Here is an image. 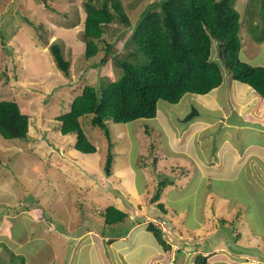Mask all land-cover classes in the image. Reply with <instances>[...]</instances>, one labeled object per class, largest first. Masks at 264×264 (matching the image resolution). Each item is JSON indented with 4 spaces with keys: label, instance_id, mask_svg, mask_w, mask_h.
<instances>
[{
    "label": "rangeland",
    "instance_id": "1",
    "mask_svg": "<svg viewBox=\"0 0 264 264\" xmlns=\"http://www.w3.org/2000/svg\"><path fill=\"white\" fill-rule=\"evenodd\" d=\"M84 1L85 0H47L50 5L48 6L44 0H7V3L4 6V9L7 10V5L14 2V7L16 9L13 12V17L4 24L5 26L2 28L1 25L0 27V99H17L22 102L24 107H26L27 112L31 115V122L29 126V137L26 140L21 138L5 139L0 135V183L1 179H3L5 183L4 186L3 183L0 184L1 207H7L9 204L12 205L16 198H18V200L21 198L22 200L23 196L28 204L33 200L34 197L32 193H35V191L37 194L36 198L37 200L39 198V202L44 198H50V193H54L53 188L50 186V190L48 185L43 184L48 183L47 181L49 178H56L58 180V186L61 188L65 183V175H70V172L73 173V175H78L79 173V176H83V173H85L84 169H86L88 173H93L95 176L97 173L105 175L103 162L106 158L108 141L102 129L91 124L89 115L82 118V123L87 135L98 148V151L95 153L83 154L74 146L76 140L75 135L70 133L63 134L60 130V122L56 120L55 116L69 109L71 102L70 98L78 93L75 92V88L73 87L82 84L85 81L88 83L99 84L103 80H113L121 73V69L115 65L114 57L112 55H109V61L102 65H98V62L101 61V58L105 54L104 49L106 42L104 40H107L111 44L112 51L119 58L121 57L123 59L131 60L134 57L132 53L138 52L140 59L142 61L145 60L142 51L139 50L137 43H135L131 37L142 11L150 6L152 8L153 5L157 4L160 0H120L123 10L127 13L130 19V23L127 24L121 19L116 18L111 24H109L103 35L104 40L100 42V52L97 56L90 59L85 56V41L80 34L86 14ZM245 1L248 0H233L232 3L242 13L241 20L243 24L241 23L240 37L243 42L247 41L245 52L247 55H250L256 50L257 52L259 51V41L255 39L259 36L260 32L252 31L251 28L255 26L246 28L247 23L245 18L250 21L251 25V18L248 14H245L247 12L246 10L248 9L251 13L252 8L255 10V7L252 6L251 8V3L249 4ZM255 1L256 0H251L253 3H255ZM261 4H264V0H261ZM260 14L257 17L262 16V12ZM25 17H27L28 20H25ZM260 22H264V19H261ZM39 24H42L44 28L45 33H43V35H40V33H42L41 31L39 32L38 30V32H36L35 30ZM261 27H264V25H261ZM1 31L2 34H7L4 45L2 43ZM251 31L254 37L253 39L250 33ZM56 39H62V44L67 55L66 57L71 60L70 76L64 75L63 72L58 69L49 50V44ZM262 41H264V39ZM248 44L253 46L251 50L248 49ZM217 46L218 43L214 41L212 55L220 62V59L218 58L219 49ZM260 47L263 48L259 52L260 58H264V47L261 44ZM14 61L17 62L15 63V67H13ZM262 65L264 66V62ZM224 66L225 68H228L227 70H230L227 64L224 63ZM225 68L222 67L224 77H229V74L231 77V73ZM64 82L68 84L65 85ZM223 82L227 83L228 80L225 82L224 78ZM68 86L72 89H66ZM224 86L228 85L223 84L218 89L220 102L222 101L221 103L223 105L225 103L227 104L228 100H226V97H230L229 87L225 88ZM195 96L196 95L185 94L183 97L186 99L176 105L160 100L158 102V113L159 111L161 112L163 109H166L169 112V114L167 111L164 112L167 121L173 127H176L178 124L180 131L185 130V128L190 125L188 122H178V120L184 116L191 107H198L199 109V115H197L196 119H202L208 122L211 117L215 118L213 113L216 114V112L207 110L202 101ZM231 114H233L232 119ZM225 116H227V121L229 123L232 121L242 122L241 117L237 115L233 107L227 108ZM168 118L171 119L168 120ZM138 120L122 124L114 123L112 121L109 122L112 141L114 142L113 150L115 152L114 173L117 175L116 177L119 176L118 178H121L120 180L114 181L116 182V189H120V192L123 195L120 197L118 196L119 194L116 193L115 196L121 198L125 202L129 199H126L123 182V177L125 175L124 166L128 164V160H136L140 167V165L152 163L153 159L156 157L157 160H160L163 156L170 159L169 154L172 153L171 150L168 153L166 150L161 149L159 137L155 135H160V132L157 131V124L154 120L140 119V122H137ZM199 123H201L200 128L201 126H209L203 121ZM146 124L149 126L148 129L150 134L145 130ZM229 128L221 123L215 124L213 132L212 130H209L202 133V138L208 139L207 147L199 145L202 148V153L197 146L198 144L191 146L188 149L192 150L194 156L198 155L199 159H202L205 164L206 161L204 159L207 155L204 156V154L215 152L217 147L219 151L226 147L227 143L225 141L229 140H225L224 138L229 137L228 135H230V132L233 130L232 128L229 130ZM160 131L164 134V130L160 129ZM231 134L235 135V133ZM236 136L239 137L238 141L243 143V148H247L251 144L264 143L263 135L258 134L257 131L250 134L247 130H239V134ZM211 140H213V148H211L212 146L209 147V144L212 143ZM231 140L233 139L231 138ZM163 153L164 155H162ZM177 158V160H181L180 163H182V165L175 164L173 174L164 171L162 177H160L161 179H156L153 173V186H157L158 181L162 180L164 177L172 176L174 179L177 178V176L182 177V175H180L181 167L187 168L186 165L183 164L184 160H182L185 156L183 155ZM191 160L193 161V158H191ZM218 161L219 159L216 160L215 163H212V165H210L211 163L205 165L211 167L213 173H217L214 168H221L219 167L220 163ZM98 163H102L100 165L101 171L97 167ZM197 166L198 165H196L195 162L191 170L187 169L186 171V173L190 172L189 176L181 178L183 181H181L179 186H183L181 189L183 190V193L179 192V194L186 195L197 187V178L200 174ZM60 168H62V170H59ZM142 170L147 169L144 168ZM149 176H151V173H149ZM112 178L114 179L115 175L112 176ZM17 179L20 181L18 186L16 185ZM213 182L216 184V187L221 190L226 192L229 191L235 198L234 200L250 201L251 203L241 206L239 217L236 216L235 219L232 220L230 219L231 215L227 212L230 211V209L227 206L225 199L220 196H214L213 199H207V204L210 203V209L211 205L212 207L214 204L215 206L217 205L218 210L221 213L223 211L225 212V218L220 221L216 220L217 222L215 226H213V228H215H212L211 235L207 236L200 242L203 245V249L210 248L212 250L210 251L212 252L211 261L218 259L220 256L218 251L212 249L213 245H218L219 247H225L229 250L240 251V249H242L244 253H246V258L252 259V257H254L260 261L258 264H264V198L262 197L264 190L262 188L258 190L256 185H252L251 183L245 184L243 181L227 182L213 180ZM98 183L107 185L108 179L105 177V179L98 181ZM108 185L109 187L107 188H112V191H114L113 188H115V183L111 182ZM172 185L167 184L163 188L159 200H157L163 202V205L165 206L166 210L163 214H161L162 212H160V208L156 207L150 209V212L158 210L159 215L148 214V216L145 217L144 213L136 212L135 217L133 219L128 218L127 221H125V224H115L110 228H103L100 224L94 222L91 226L99 231L106 230L108 233H114L121 227H124V232H126L131 225L135 226V224H137L136 230L127 235L128 243L137 241V238L141 239L144 243H148L149 239L152 240L153 238L150 232H147L146 230L139 233L136 232L140 226H143L144 224L147 225L148 222L152 220L161 227L162 225L165 226L167 231L162 228L164 232L162 237L166 241L168 239V242H172V240L175 241V238L181 233L185 235L182 239L177 240V246L171 251V253H174L178 258H184L185 263L188 262V256H190V253L196 249V244L199 243L198 241L196 242L195 238L192 240L193 238L189 236L191 231L188 228L197 225L199 223L198 221L203 218L204 226L211 225L212 219L204 211L203 198H201L203 194L200 195L201 197L198 198L196 204L188 209L181 210L184 207V203L182 204V202H180L178 206L173 204L171 205L172 208L169 207L171 195H176V193L171 192ZM95 186L96 189L100 191L90 189L89 193L94 195L95 203H99L98 207L100 210H103L110 203L105 201V196L101 192L105 190V188L99 184H96ZM23 188H27L26 195ZM29 190L32 191V193H30ZM132 190L133 193H136V190ZM152 194V190H150V194L146 193V199H144V196H137L139 194L134 195V197H131L133 200V206H136V202L138 204L140 201L142 202L145 200L140 203L141 209L144 208L145 205L148 204L147 202ZM252 194L256 197L255 199H259V204L261 206V211L257 210L259 213H257L251 206L256 204L251 198ZM87 196L88 194L86 191L77 195L80 200H84L88 205L86 201V198H88ZM57 197H60L59 194H57ZM39 202L34 206L30 205L31 207L27 209L29 212L26 216L30 213L33 218L43 221L45 218L43 217L44 214L48 216V210L46 208L48 206ZM190 204H192L191 198L185 205ZM146 208L149 207L146 206ZM167 208L170 212H167ZM136 210L138 211L137 207ZM83 212L84 211L80 214V211H77L74 215L77 217L82 215ZM172 214H174V217H172ZM21 218H23L22 214ZM82 219H84V217H82L81 220ZM49 226L52 230L53 225L50 223ZM85 226L86 225H82L77 229H82ZM174 226L178 228L173 229ZM77 229L75 231H81ZM15 236L21 240L26 239L27 236L25 233L24 220L21 219L20 221L16 218L5 219L4 225L0 230V238L3 237V248L8 250V252H11V261H2L1 254L0 264H30V260L25 257L23 253H19L18 244H20V240H17ZM15 241L17 243H14ZM39 242L40 241L33 240L25 247H21V251L23 252L25 249L32 251L37 248L36 244ZM119 243L122 244L121 239L118 244ZM72 246L74 247L73 244H70V247L67 249L69 253H71L70 249ZM171 246L173 245L171 244ZM47 249L44 247L42 251L43 253L47 252L49 257L51 254ZM12 252H15L17 256L15 257L14 254L12 256ZM246 263L248 262H245V264ZM212 264L218 263L215 262Z\"/></svg>",
    "mask_w": 264,
    "mask_h": 264
},
{
    "label": "crops",
    "instance_id": "2",
    "mask_svg": "<svg viewBox=\"0 0 264 264\" xmlns=\"http://www.w3.org/2000/svg\"><path fill=\"white\" fill-rule=\"evenodd\" d=\"M254 4H256L257 10H255V12L253 13V20L254 22H256L258 21L257 16L260 14L257 11L260 10L261 0H258ZM246 11L248 12V9ZM247 12L245 14H247ZM246 42L242 41L240 58L253 65L263 66L262 63L264 62V58H260L259 52L263 49L260 47V44L264 47V41L259 42V51L257 52L256 50L250 55H247L245 52ZM252 48L253 46L248 44V49L251 50ZM224 78L225 82L228 80L227 83L222 82L218 87L212 89L208 93H186L190 95H196L195 97L202 101L207 110L216 112V114L213 113L215 115V118L211 117L208 122L202 119H196L197 115H199L198 107L197 115L191 120L185 121V117L193 107H191V109L178 120V122L190 123V125L182 131L179 130L180 127H178V124L176 125V127H173L167 121L166 114H164V112L167 111L166 109H163L161 112L159 111V113L157 111V115L154 118H151V120H154L156 122L157 131L160 132V135H155L159 137L161 149L166 150L168 153L171 150L172 153L169 154L170 159H168V157L166 156H163L162 158H160V160H156V165L154 164L155 166L152 163L148 162L149 164L146 163L140 165L139 167L136 160H128V167L127 165L124 166L125 175L123 177V182L125 186L126 199L129 198V201L127 200L125 202L121 198H117L115 196L116 193H118V196L120 197L123 195L120 192V189H116V182L114 180H120L121 178H118L119 176L116 177L117 175L114 173V161L111 176L102 175V173H97V175L95 176V174L93 173H88L86 169H84L85 173H83V176H79V173L78 175H73V173L70 172V175H65V183L61 186V188H59L58 180L56 178H49L47 181L48 183H43L44 185H48L50 190L51 188H53L54 193H50V198H44L41 202H39V198L38 200L36 198V191L34 190L35 193H32V191L29 190L30 193L33 194L34 198L28 204L26 203L23 196L22 200L21 198H19V200L18 198H16L12 205L9 204L7 205V207L0 206V230L4 225L5 219L7 218H16L20 221L21 219L24 220L25 233L27 237L25 240H21L16 236L15 238H17V240H20V244H18L19 253H23V255L30 260V264H195L196 256L200 253H202L204 256H207L208 264H212L215 262L218 264H245V262H248L246 264H258L260 262L258 259L252 256V259L246 258V253H244L242 249H240V251L232 249L229 250L225 247H219L218 245H213L212 249L218 251L220 256L218 259L211 261L212 252L210 251L212 250L210 248L203 249V245L200 243L207 236L211 235L212 228L213 226H215L216 222L225 218V212L223 211L221 213L218 210L217 205L215 206L214 204L213 207L211 205L210 209V203L207 204V199H213L214 196H220L225 199L226 204L230 209V211L227 212L229 215H231L230 219L232 220L235 219L236 216L239 217L241 206L247 203H251L250 201L234 200L235 198L229 191L226 192L216 187V184H214L213 180L227 182L243 181L245 182V184L251 183L252 185H256L258 187V190L260 188L264 190V143L251 144L249 147L243 148V143H240L238 141L239 137L236 136L239 134V130H247V132H249L250 134L257 131L258 134H261L264 137V98L248 84L238 80H234L230 76ZM223 84L228 85L224 87H229L230 89V97H226V100L228 101L227 104L225 103L224 105L221 103L222 101L220 102V94L218 93V89ZM185 99L186 98L183 97L178 103ZM178 103H175V105ZM204 105L202 106L205 107ZM229 107L234 108L237 115L241 117L242 122L232 121L229 123L227 121L228 119L225 115L227 108ZM232 116L233 114H231V119ZM170 119L171 118H168V120ZM201 121L207 123L209 126H201L200 128L201 123L199 122ZM137 122H140V119ZM218 123H221L228 128L230 127L229 130L231 128L233 130L230 132V135H228L229 137L224 138L225 140L230 141H225L227 145L224 149L219 151L217 147L215 149V152L204 154V156L207 155L204 159L206 161L205 164L211 163L210 165H212V163H215L216 160L219 159V167L221 168H214L217 173H213L212 168L208 165H205L202 159H199L198 155L194 156L192 154V150L188 148L198 144L197 146L202 153V148L199 145L207 147L208 141L207 138H202V133L209 130H212L213 132L214 125ZM160 129L164 130V134L161 133ZM231 133H235V135H232ZM148 134H150V131L148 132ZM230 137L233 140H231ZM212 141L213 140H211V142ZM209 147L213 148V142L209 144ZM162 155H164V153ZM183 155L185 156V158L182 159L184 160L183 164H185L187 167H181L183 170H191L195 162L196 165H198L197 168L200 171V174L197 178V187H195L188 194L181 195L179 194V192L183 193V190H181L183 186H179L181 184V181H183L181 178L189 176L190 172L183 173L184 175H182L181 178L177 176V178L174 179L172 176H169L168 178H171L173 180V185L171 184V192L176 193L175 196L174 194L171 195V199L169 200V207H171V205L173 204L178 206V204L182 202V204L184 203V207L181 210L188 209L194 206L198 201V198L201 197L200 195L203 194L201 198H203L204 211L212 219V224L208 225L209 227L203 225V218L202 220L198 221L199 223L197 225L188 228L191 231V234L189 236L193 238L192 240H194L195 238L196 242H199L198 244H196V249H194V251L190 253V256L187 255L189 257L188 262L185 263L184 258H178L174 253H171V251L177 246V240L182 239L185 236L183 233L179 234V236L175 238V241L172 240V242H168L167 239L166 242H168L169 245L166 246V243L160 242L155 237L153 232L147 228L146 224L140 226L136 233L145 230L147 232H150L153 238L152 240L149 239L148 243H144L139 238H137V241L133 243H128L127 235L128 233H133L136 230L137 224H135V226L131 225L128 230H126V232H124V227H121L114 233H108L106 232V230L99 231L98 229H94L91 226L92 223L95 222L96 224H100V226L103 228L111 227L110 225H107L105 223V218L101 214L102 209L100 210V208L98 207L99 203H95L94 195L89 193L90 189H96V184L102 185L105 188V190L101 191L105 196V201L109 202V205L113 204L118 208L128 212L130 219H133L135 217L136 212L144 213L145 217L148 216V214L159 215L158 210L150 212V209L155 208L154 204H147L144 208L141 209L140 203L144 202L145 200L142 202L140 201V203L138 204L136 202V206H133V200L131 199V197H134V195L137 194H139L137 196L145 197L146 193L150 194V190L153 191L154 189V179L152 180L153 173L154 177L158 173L162 174L164 171L173 174L175 164L182 165V163H180L181 160H177V157ZM191 158H193V161L191 160ZM101 164L102 163L97 164V167L99 169ZM144 168H146L148 171L142 170ZM59 170H62V168H60ZM149 173H151V176H149ZM114 175L115 178L113 179L112 176ZM105 177L106 179H108V184L111 182L115 183V188H113L114 191H112V188H107L109 187L108 184L106 185L98 183V181L105 179ZM1 183H3V186L5 185L3 179H1ZM19 183L20 181L17 179L16 185L18 186ZM26 189L27 188H23L25 195L27 194ZM132 189L136 190V193H133ZM85 191L88 194V198H86L88 205L84 200H80L79 197H77V195ZM57 194H59L60 197H57ZM262 197L264 198V193L262 194ZM146 198L147 197H145L144 199ZM190 198L192 204L185 205L188 203V201H190ZM251 198L256 202L255 205L251 206L255 209L256 212L257 210L261 211L259 199H255L256 197H254L253 194ZM37 202L48 206L46 207L48 210V216L44 214L43 217L45 218L43 221L33 218L30 213V215L28 214L26 216V214L29 212L27 211V209H29L31 206L36 205ZM146 206H148L149 208H146ZM136 207L138 208V211L136 210ZM81 210L84 211V214L82 213V215L75 217L74 213L80 211L81 214ZM165 210L160 209V211L162 212L161 214H163ZM167 212H170L168 211V208ZM21 214L23 218H21ZM173 215L174 214H172V217H174ZM82 217H84V219L81 220ZM50 223L53 225L52 230L49 226ZM125 223L126 222L120 224ZM82 225L86 226L82 229H77ZM177 228L174 226L173 229ZM76 229L81 231H75ZM96 230L99 232H97ZM120 239L122 241V244H118ZM33 240L40 241L36 244L37 248L32 251H28L27 249H25L22 252L21 247H25L29 242L31 243ZM2 241L3 237L0 238V260L2 254V261H11V252H8V250H5L3 248ZM14 243L17 242L15 241ZM70 244L74 245V247L72 246L70 249L71 253H69V251L67 250L70 247ZM171 244L173 246H171ZM44 247L46 249L48 248L47 250H49V253L51 254L49 257L47 255V252L43 253L42 250ZM13 254L15 255V257L17 256L15 252H12V256Z\"/></svg>",
    "mask_w": 264,
    "mask_h": 264
},
{
    "label": "trees",
    "instance_id": "3",
    "mask_svg": "<svg viewBox=\"0 0 264 264\" xmlns=\"http://www.w3.org/2000/svg\"><path fill=\"white\" fill-rule=\"evenodd\" d=\"M44 2L50 6L47 0ZM232 2L233 0H160L152 8L150 6L144 9L131 37L145 56V60L142 61L138 52L132 53L134 57L131 60L117 57L112 51L111 44L104 40L106 27L116 18L127 24L130 23L121 1H84L86 15L80 34L85 41L86 58L97 56L101 50L100 42L104 40L105 54L98 65L109 61L108 57L112 55L121 73L113 80H103L99 84L85 81L73 87L78 93L70 98L69 109L56 115L55 118L60 122V130L63 134L75 135L74 146L84 154L95 153L98 148L87 135L82 118L89 115L91 124L102 129L108 141L106 158L103 162L106 176L112 175L115 161L110 121L122 124L137 119H151L157 115L160 100L175 104L188 92L198 94L210 92L224 80L222 69L225 68L224 63L231 70H228L231 78L248 84L264 98V66L253 65L242 61L239 57L242 14ZM6 3L7 0L0 1L2 28L13 17L16 9L12 2L5 10ZM248 3H251V8L254 6L257 10L256 4L251 0H248ZM263 8L264 4H261L260 10L257 11L262 12V16L257 17L258 21L253 20L255 12L253 8L251 13L247 12L251 18V25L250 21L245 19L248 28L255 26L251 28L252 31L260 32L255 39L257 41L264 39V27H261L264 22H260L264 19ZM25 20L28 18L25 17ZM35 30L41 31L40 35L45 33L42 24H39ZM1 35L4 45L7 34H2L1 31ZM214 40L220 43V49L223 50L220 54L222 67L220 62L212 57ZM49 50L58 69L64 75L70 76L71 60L66 57L62 39L52 41ZM15 63L17 62L14 61L13 67ZM66 89L72 88L68 86ZM196 115L197 108L193 107L186 115L185 121L191 120ZM30 122L31 115L22 102L17 99H0V135L3 138L28 139ZM145 126L146 131L149 132V126L147 124ZM156 160L157 157L153 159V165H156ZM183 173H186L185 169H181L180 175H184ZM155 177L161 179L162 174L158 173ZM167 184H173V180L164 177L158 181L148 205L154 204L155 208L165 210L163 202L157 200ZM101 214L105 218V223L110 226L123 223L129 218L128 212L113 204L101 210ZM147 228L160 242L169 245L162 237L164 232L159 225L149 221ZM195 264H208L207 256L198 254Z\"/></svg>",
    "mask_w": 264,
    "mask_h": 264
},
{
    "label": "clouds",
    "instance_id": "4",
    "mask_svg": "<svg viewBox=\"0 0 264 264\" xmlns=\"http://www.w3.org/2000/svg\"><path fill=\"white\" fill-rule=\"evenodd\" d=\"M239 11V10H238ZM240 12V11H239ZM241 13V12H240ZM86 15V14H85ZM83 27H84V23H83ZM246 28H248L247 26H246ZM241 29V28H240ZM242 30H243V28H242ZM251 33V35H252V31L250 32ZM239 36H240V31H239ZM252 38H254L253 37V35H252ZM214 41H216L217 43H218V49H219V51H218V58L220 59V64L221 65H223L222 64V61H221V58H220V54H221V51H222V49H220V46H219V42L217 41V40H214ZM214 41L212 42V46H213V44H214ZM240 41H241V44H242V40H241V37H240ZM259 42H261V41H259ZM212 57L214 58V56L212 55ZM239 57H240V52H239ZM215 59V58H214ZM241 59V58H240ZM216 60V59H215ZM242 60V59H241ZM242 61H244V60H242ZM246 62V61H245ZM222 67V66H221ZM227 70V69H226ZM228 71V70H227ZM229 72V71H228Z\"/></svg>",
    "mask_w": 264,
    "mask_h": 264
},
{
    "label": "built area",
    "instance_id": "5",
    "mask_svg": "<svg viewBox=\"0 0 264 264\" xmlns=\"http://www.w3.org/2000/svg\"><path fill=\"white\" fill-rule=\"evenodd\" d=\"M151 221H152V220H151ZM159 226H160V225H159ZM160 227H161V226H160ZM161 228H163L165 231H167V230H166V228H165V226H163V225H162V227H161Z\"/></svg>",
    "mask_w": 264,
    "mask_h": 264
}]
</instances>
